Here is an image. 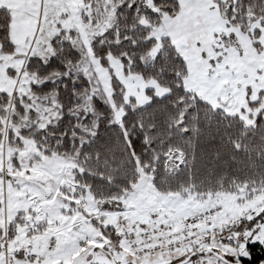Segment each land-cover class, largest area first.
Here are the masks:
<instances>
[{
    "label": "snow or ice",
    "instance_id": "obj_1",
    "mask_svg": "<svg viewBox=\"0 0 264 264\" xmlns=\"http://www.w3.org/2000/svg\"><path fill=\"white\" fill-rule=\"evenodd\" d=\"M0 264H264V0H0Z\"/></svg>",
    "mask_w": 264,
    "mask_h": 264
},
{
    "label": "trees",
    "instance_id": "obj_2",
    "mask_svg": "<svg viewBox=\"0 0 264 264\" xmlns=\"http://www.w3.org/2000/svg\"><path fill=\"white\" fill-rule=\"evenodd\" d=\"M258 251V250H257Z\"/></svg>",
    "mask_w": 264,
    "mask_h": 264
}]
</instances>
